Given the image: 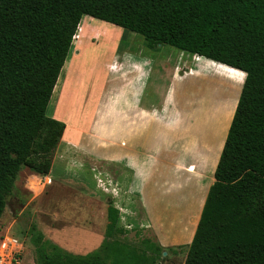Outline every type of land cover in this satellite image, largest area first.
<instances>
[{"label": "trees", "instance_id": "trees-1", "mask_svg": "<svg viewBox=\"0 0 264 264\" xmlns=\"http://www.w3.org/2000/svg\"><path fill=\"white\" fill-rule=\"evenodd\" d=\"M84 15L151 50L170 45L246 74L185 264H264V0H0V220L23 168L51 171L66 122L47 110ZM120 221L109 203L105 238L87 254L40 230L35 263L159 264L164 246L116 238Z\"/></svg>", "mask_w": 264, "mask_h": 264}, {"label": "rangeland", "instance_id": "rangeland-1", "mask_svg": "<svg viewBox=\"0 0 264 264\" xmlns=\"http://www.w3.org/2000/svg\"><path fill=\"white\" fill-rule=\"evenodd\" d=\"M144 41V36L113 23L89 15L82 17L47 110L49 116L60 117L69 125L64 138L72 135L75 122L78 128L76 136L83 140L82 146L89 143L93 148L96 147L92 139L96 138L102 122L100 110L96 107L100 105V99L111 95L117 80L115 77L123 67L132 64V56L144 51ZM162 50V57L167 61L177 58L185 61L184 65L174 66L184 77L180 83L184 90L178 100V118L183 138L193 137L192 141H187L186 156L189 161L194 162L193 165L200 166L196 158L202 148L201 138L206 132L208 137H213V144L220 154L246 74L193 53L183 50L178 52V48L170 45ZM190 74L197 76H189ZM52 169V179L66 177L68 181L56 185L50 182L51 179H47L44 181L47 188L44 189L40 178L27 169L28 173L22 175L30 181L31 189H16L9 198L5 225L0 224L1 264H36V235L33 237L32 234H37L40 230L65 249L70 241L78 239V234L87 230L95 243L87 247L85 252L97 249L103 242L102 238H105L109 203L122 208L119 209L122 217L120 226L126 232L116 234V238L139 248L143 247L144 238L159 243L160 238L152 228L146 226L150 222L146 219V211L139 199L130 201L125 197V202L121 203L119 200L122 194L114 198L116 193L113 188L109 193L103 194L97 188L93 173L88 167L78 170L74 164L57 160ZM190 172L195 174L197 171ZM111 176L114 177L113 174ZM80 177L84 179L87 188L78 185V182H82ZM194 188L192 183L184 190L181 189V193L165 195L167 200L174 197V200L164 204L165 207L182 206L184 199L189 203ZM17 196L22 201L21 207L17 206ZM128 202L131 203L126 205ZM13 220L15 222L12 224ZM186 221L182 220L181 223L186 225ZM33 226H36L35 231ZM53 228L65 231L68 235L54 237ZM5 241L9 242L6 247L3 246ZM172 248H176L177 253ZM163 249L166 255L159 264H185L190 243Z\"/></svg>", "mask_w": 264, "mask_h": 264}, {"label": "crops", "instance_id": "crops-1", "mask_svg": "<svg viewBox=\"0 0 264 264\" xmlns=\"http://www.w3.org/2000/svg\"><path fill=\"white\" fill-rule=\"evenodd\" d=\"M163 48L154 51L144 42V51L134 54L131 58L132 64L123 67L115 77L117 80L111 95L100 99V105L96 108L100 110L102 124L99 125L96 138L92 139L96 147L93 148L89 143L82 146L83 140L76 136L78 128L73 121V133L68 138L63 135L53 155V164L62 160L67 164H74L78 170L88 167L93 173L97 188L103 194L109 193L113 188L116 193L114 198L122 194L119 200L121 203L125 202V197L130 201L139 199L146 211V219L150 222L146 226L152 228L160 238L159 244L167 247L191 244L193 241L210 187L215 181V170L226 139L219 154L213 144V137H208L206 132L201 138L202 148L196 158L200 166L193 165L194 162L188 160L187 141H192L193 137L183 138L178 118V100L184 90L180 83L184 77L174 67L176 64L184 65L185 61L179 58L165 60L162 57ZM177 51L181 52L180 49ZM56 119L62 120L58 117ZM52 168L48 175H40L23 168L17 177L16 189H31L30 181L22 175L27 169L40 178L44 189L47 188L44 182L47 179H51L52 184L56 185L68 181L66 177L52 179ZM190 171L197 172L192 174ZM80 178L82 182H78V185L87 188L84 179ZM192 183L195 188L189 203L184 199L182 206L165 207L167 201L174 200V197L172 200L165 199V195L181 193V189L184 190ZM33 193L37 195L36 192ZM17 199V206L21 207L19 196ZM5 214L6 212L0 220L4 225ZM181 219L187 220L188 224L181 223ZM52 232L54 237L67 234L54 228ZM103 239L104 237L102 241ZM94 243L90 233L83 230L78 234V239L69 242L67 250L75 254H87L90 251L85 250Z\"/></svg>", "mask_w": 264, "mask_h": 264}, {"label": "built area", "instance_id": "built-area-1", "mask_svg": "<svg viewBox=\"0 0 264 264\" xmlns=\"http://www.w3.org/2000/svg\"><path fill=\"white\" fill-rule=\"evenodd\" d=\"M50 182H51V180H50ZM10 242H11V241H10ZM7 243H9V242L5 241V242L3 243V246L6 247V246H7ZM2 260H3V259H0V264L2 263Z\"/></svg>", "mask_w": 264, "mask_h": 264}, {"label": "water", "instance_id": "water-1", "mask_svg": "<svg viewBox=\"0 0 264 264\" xmlns=\"http://www.w3.org/2000/svg\"><path fill=\"white\" fill-rule=\"evenodd\" d=\"M164 255H166V252H164Z\"/></svg>", "mask_w": 264, "mask_h": 264}]
</instances>
